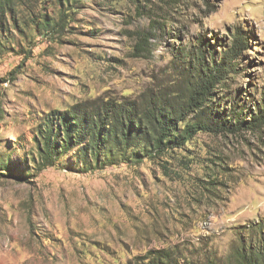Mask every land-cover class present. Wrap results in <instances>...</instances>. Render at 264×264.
<instances>
[{
    "label": "rangeland",
    "instance_id": "rangeland-1",
    "mask_svg": "<svg viewBox=\"0 0 264 264\" xmlns=\"http://www.w3.org/2000/svg\"><path fill=\"white\" fill-rule=\"evenodd\" d=\"M8 2L0 9V172L12 171L0 175V264H152L159 250L180 264H240L243 252L264 251V125L199 132L172 159L93 170L75 151L39 169L37 150L38 130L56 111L114 101L143 111L154 97L180 105L196 76L183 50L203 36L219 59L237 27L250 50L201 118L234 123L263 113L264 0ZM44 15L61 18L55 33L36 28Z\"/></svg>",
    "mask_w": 264,
    "mask_h": 264
},
{
    "label": "trees",
    "instance_id": "trees-1",
    "mask_svg": "<svg viewBox=\"0 0 264 264\" xmlns=\"http://www.w3.org/2000/svg\"><path fill=\"white\" fill-rule=\"evenodd\" d=\"M56 1L60 8L66 9L81 2ZM8 3V0H0V9ZM63 15L66 13L61 12V17ZM60 20L55 22L44 15L36 20L35 25L47 33H55ZM169 35L170 30L165 37ZM173 35L172 39H178L179 32L175 30ZM214 40L217 41L216 38ZM250 40L249 34L237 27L229 32L227 44L223 41L219 44L223 47L219 59L214 57L209 42L203 36L196 39L191 50L184 49L186 68L190 72L195 71L196 76L188 95L176 107L168 105L164 97H154L143 111L138 106L114 101L96 108L75 106L64 112L48 114L37 134V150L42 161L38 168L54 165L57 157L69 151H75L82 157L81 165L86 170L102 169L130 160L140 161L145 157L161 159L166 154L172 159L169 152L183 148L199 132L218 135L260 130L264 125V112L254 114L250 120H234V123L229 118L220 124L201 118L217 90L228 85L233 75L240 72L241 60L250 50ZM137 46V49H143V44ZM130 149L133 152H129ZM3 171L11 172L12 168L3 167L0 175H5ZM152 254V264H180L178 256L170 250ZM240 264H264V251L249 257L243 252Z\"/></svg>",
    "mask_w": 264,
    "mask_h": 264
}]
</instances>
